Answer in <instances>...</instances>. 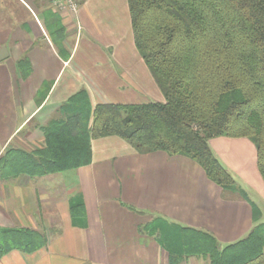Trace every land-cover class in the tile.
Returning <instances> with one entry per match:
<instances>
[{
    "label": "crops",
    "instance_id": "crops-1",
    "mask_svg": "<svg viewBox=\"0 0 264 264\" xmlns=\"http://www.w3.org/2000/svg\"><path fill=\"white\" fill-rule=\"evenodd\" d=\"M51 1L0 0V226L46 238L0 264H210L182 253L180 229L202 230L223 247L264 222V181L248 138L209 140L248 188L238 184L243 196L184 155L139 152L116 135L91 139L90 162L60 172L31 176L6 159L11 150L42 149L43 129L79 90L92 107L164 99L135 47L127 0H83L75 13ZM54 21L65 34L59 44L47 29Z\"/></svg>",
    "mask_w": 264,
    "mask_h": 264
},
{
    "label": "trees",
    "instance_id": "trees-1",
    "mask_svg": "<svg viewBox=\"0 0 264 264\" xmlns=\"http://www.w3.org/2000/svg\"><path fill=\"white\" fill-rule=\"evenodd\" d=\"M127 4L135 47L163 101L92 107L87 92L79 90L43 129L42 149L33 154L11 150L6 159L10 156L16 172L31 176L60 172L90 162L91 139L116 135L139 152L184 155L224 191L243 196L209 140L218 136L251 140L264 181V0H127ZM53 25L46 26L59 44L63 27L56 21ZM253 214L256 220V208ZM179 236L183 254L207 256L210 264H264V222L223 247L202 230L182 228ZM45 244L44 234L35 229L0 226V258L11 250L32 252Z\"/></svg>",
    "mask_w": 264,
    "mask_h": 264
},
{
    "label": "built area",
    "instance_id": "built-area-1",
    "mask_svg": "<svg viewBox=\"0 0 264 264\" xmlns=\"http://www.w3.org/2000/svg\"><path fill=\"white\" fill-rule=\"evenodd\" d=\"M52 5L59 11L75 13L80 4L76 0H53Z\"/></svg>",
    "mask_w": 264,
    "mask_h": 264
},
{
    "label": "rangeland",
    "instance_id": "rangeland-1",
    "mask_svg": "<svg viewBox=\"0 0 264 264\" xmlns=\"http://www.w3.org/2000/svg\"><path fill=\"white\" fill-rule=\"evenodd\" d=\"M79 4H81V2L83 1V0H76ZM51 3H53V1H51ZM52 6V5H51ZM52 9L53 10H55V11H59L57 8H55L54 6H52ZM56 119V118H55ZM0 158H2V157H0ZM232 176V175H231ZM234 176V177H233ZM233 178H235V181L237 182V184H240L241 185V187L247 192V193H249V191H248V188L245 186V184L242 182L243 180H241L240 178H238V176H235L234 174H233Z\"/></svg>",
    "mask_w": 264,
    "mask_h": 264
},
{
    "label": "water",
    "instance_id": "water-1",
    "mask_svg": "<svg viewBox=\"0 0 264 264\" xmlns=\"http://www.w3.org/2000/svg\"><path fill=\"white\" fill-rule=\"evenodd\" d=\"M5 51V48H1L0 49V53L4 52Z\"/></svg>",
    "mask_w": 264,
    "mask_h": 264
}]
</instances>
